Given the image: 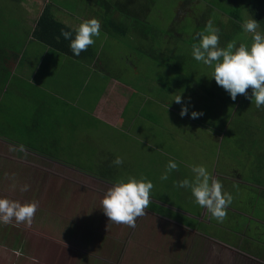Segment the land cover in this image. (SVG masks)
I'll list each match as a JSON object with an SVG mask.
<instances>
[{"label": "rangeland", "instance_id": "374dc122", "mask_svg": "<svg viewBox=\"0 0 264 264\" xmlns=\"http://www.w3.org/2000/svg\"><path fill=\"white\" fill-rule=\"evenodd\" d=\"M46 2L69 8L68 11L73 13L79 9L80 19L85 18V10L86 19L92 16V13H87L92 3L85 0H0L4 10L1 16L27 17L26 24L31 28ZM234 10L239 13V19L229 15ZM145 17L156 20L158 25H154V29L160 36L170 37L172 45L176 42L173 48L170 47L171 57H167L165 63L147 57L150 51L158 55L155 48L159 47V36L152 30H149L152 34L149 40H141V47L134 51L136 54L131 59L133 66L126 62L125 54L128 51L120 50V44L116 45V50L124 55L117 52L108 54L112 61L118 62L119 70L129 84L138 89L144 88V92L153 98L152 101L141 100L138 103L139 97L131 96L126 108L127 115L124 112L126 117H132L133 129L137 127L134 135L140 136L138 143L136 137H131L120 128L111 129L112 138L117 143H110L121 147L118 154L123 160L121 167L116 168L118 174H112L113 179L129 175L137 178L143 176L153 186V181L157 183L155 192L151 190L150 196L160 195L162 201L172 202V206L180 211L194 212L200 206L194 201L190 190L175 186L177 181L191 179L192 173L185 165L202 164L210 174L212 166L223 173L231 169L236 171L239 181L228 183L221 178L218 180L222 188L227 183L226 187H229L232 195L243 196L239 204L243 206L242 209L247 205L245 208H248L247 203L252 202L253 196L260 192L259 185H264V106L256 108L243 95L240 101L231 100L227 92L210 78L211 69L190 57L191 52L188 51L193 44H198L196 33L203 31L208 19H212L219 28V41L223 47L231 32H235L232 40L236 43L250 44L251 34L243 32L241 28V23L250 18L245 4L238 0H194L189 5L185 0H153L151 12ZM237 24L240 25L239 29ZM179 35H187L188 38H180ZM137 37L139 40L140 36ZM132 41L136 39L132 38ZM161 48L167 47L162 45ZM161 55V59L168 56ZM180 55H183L185 65L177 64L173 67L172 64L177 63ZM171 78L174 79L172 85L169 81ZM83 79L82 76L77 87L87 85L82 92L85 96H82V100L85 103L92 100L93 106L109 77L98 76L93 71L88 81ZM153 79L157 82L149 85ZM168 88H172L170 95ZM246 92L251 94L250 89H246ZM178 94L181 95V104L172 101ZM6 99L13 102V110H25V100L13 97L9 90ZM77 106L72 101L70 104L61 102V107L71 112L70 122L76 121L81 130L85 128L84 120L87 118ZM181 106L187 107L189 112L195 110L202 115L196 119L187 115L181 118L178 115ZM55 109L60 111L59 108ZM65 114V110L58 113L56 120L68 121L70 117ZM7 121L0 123V140L18 142L16 145L22 147L16 152L39 153L27 150L32 144L29 136L21 131L12 132L11 128L6 127ZM62 125L66 128L69 126L66 122ZM88 131L93 132L91 128ZM87 132L85 134L92 136V133ZM102 132L105 136L111 134L105 129ZM122 132L125 134L121 135ZM49 135L51 132L44 134L39 141L46 142L47 138H52ZM61 135L66 139L79 137L78 134ZM36 137L33 135V142ZM104 140L106 144L107 138ZM39 147L47 149L48 145L39 144ZM137 148L143 150L139 156ZM45 151L49 152V148ZM91 152L88 148L87 151L77 148L59 151V154L62 153L69 162L76 165L62 166L53 161L32 162L25 156H15L7 144L0 142V197L37 204L31 224L17 223L14 219L7 223L0 222V264H233L223 262L231 254L221 253L220 247L197 236L191 239L195 231L185 230L186 227L178 223L177 218V221L170 220L169 217L163 218L145 209V215L136 218L134 227L109 221L100 208V199L111 184L91 174ZM170 159L177 162L179 170L187 169L186 176L178 175V178L163 182L159 179L162 173L160 170L165 169L167 162L164 160ZM156 163L158 165L154 166ZM159 163L163 165L159 166ZM245 182L250 183L245 185ZM25 184L28 190L21 191ZM162 187L167 192H162ZM254 214L264 217V193L259 198ZM173 215L188 220L187 223L192 221L175 211ZM237 219L226 209L223 219L226 225L232 224V229L237 228ZM259 229L264 232V227ZM183 230L189 231L187 235ZM220 231L215 232L224 234ZM180 234L179 239L177 237ZM225 236L229 240H236L230 233H225ZM263 238L261 242L264 243ZM192 241L200 244L191 246ZM175 242L177 245L172 246ZM174 249L177 251L174 252ZM258 253L264 254L261 251Z\"/></svg>", "mask_w": 264, "mask_h": 264}, {"label": "crops", "instance_id": "0c3cea01", "mask_svg": "<svg viewBox=\"0 0 264 264\" xmlns=\"http://www.w3.org/2000/svg\"><path fill=\"white\" fill-rule=\"evenodd\" d=\"M93 6L95 5L92 4V8L87 11V13H92V16L87 17V19L96 18L100 22L101 30L102 18L98 12V8ZM68 10L61 8L60 14L57 13V17L63 23L74 27L82 20L86 19V10L84 11V19H80L79 9L74 13L73 11ZM116 16L118 15H114V17ZM179 36L180 38L184 39L188 38L187 35ZM247 36L250 37L249 35ZM196 37L199 38L197 33ZM132 38L136 39V41H132ZM232 38H235V32H231V34L226 37V40L228 42L235 41L232 40ZM94 39H98L94 42V44H92L93 48L96 50V56L92 61H90V59H86L84 61L66 56L43 44L40 45L39 42L29 37V40L23 46L21 53L10 72L11 74L8 86V90L13 95V97L20 100H25V110H20L19 112L13 110L11 106L13 102L10 99H6L8 92L4 95H1L0 123L9 120L7 121V128H11L12 132L17 133L21 131L22 133L27 134L29 136V142L32 143L30 145H36V147H39V144H45V146L48 145L49 152H45L43 154H24L23 152H16L21 148L16 145L18 142L4 139L0 140V142H3L5 145L7 144L8 148L14 151L15 156H25L28 161L33 162V160H41L44 162V160H47L55 162L56 165H72V167L76 166L75 163L69 162L66 156H64L62 153L59 154V151L65 152V149L71 150L73 148H77V150L84 149V151H87L88 148L90 151H92L90 155V157H92L91 174H93V176L96 178H100L101 180L104 179L108 181L109 184H112L114 181V175L112 176V174L117 175L118 172L116 168L121 167L122 164L116 166L112 163L114 158L119 156L118 150H120L121 147L118 145H112L110 143V141L117 143L116 140L112 138L113 133L111 129L120 128L121 131L131 135V137H136L138 143L141 138L139 135H134L137 127L135 126L133 129V125H131L132 117H126L124 112H126L128 103H130V100L132 99L131 96H138V103H141V100L144 102L152 101L153 98H151L147 92H144V88L138 89L134 85L129 84V81L123 78V75L121 74L118 67V62L112 61L111 56L108 55L109 52H114L115 54L116 52L121 53L120 51L118 52L116 50V48H118L116 45L120 44V50L123 49L128 51L127 54H125V60L131 65V59L133 58V55L136 54L134 51H136L140 41L143 39L140 38L138 40V37H134L132 32H129L124 36L122 35L121 37H114L113 35H108V32H104L103 29L101 35ZM218 42L219 47L223 48L221 41L218 40ZM162 45H165L167 48H161ZM173 45L171 43L170 37L167 35L163 37L159 35V47H156L155 49L157 50V53L159 50L163 52L166 50V52L163 54L168 55L169 58L171 57L172 51L170 47L173 48ZM190 50L188 51L191 52ZM189 56L191 57V55ZM173 57L175 56L173 55ZM182 59L183 55H180L177 63L172 64V66L175 67L177 64H182L184 66L185 63L182 61ZM131 66H133V64ZM168 69H170V67H168ZM93 71H95L98 76L101 77L108 75L109 79L108 81H105L100 95L97 97L94 105L92 106V100L88 101V103H85L82 100V96H84L82 92L87 87V85L83 84L77 87V83L80 81L82 76L84 77V81H88V77H92ZM169 81L171 85L174 83L173 78H171ZM155 82L157 81L153 79L149 82V85H155ZM168 93L169 95L172 93V88H168ZM240 97L241 95L238 94L235 101H240ZM70 101L76 103L78 105V110L80 112H84L82 115L87 118L84 120L85 128L81 130H79V125L76 121L70 122L72 119L71 112L66 111L67 109H63L61 107V102L64 104H70ZM49 104L52 106H47ZM55 108H59L60 111H56ZM63 110H65L67 113L65 115H68L70 119L68 121L64 119L56 120L58 113H63ZM126 118H128L127 121L125 120ZM65 122L69 125L68 128L62 125ZM89 128H91L93 132H89ZM103 129H105L108 133L110 132L111 134H106L105 136L102 132ZM50 132L51 135L49 136H52V138H47L46 142L39 141L44 134H48ZM86 132L92 133V136L85 134ZM123 132L121 135L125 134ZM61 134H78L79 137L66 139ZM157 134L158 131H156V138H158ZM33 135L38 136L35 138L34 142ZM104 138H107L106 144L104 143ZM156 138L153 139L155 140ZM152 148L153 146L149 149ZM29 149L32 150L28 147L27 150ZM47 149L45 148L41 150ZM137 151L139 156V153L143 150L137 148ZM167 161L168 160H164V162ZM157 165L158 163L154 164V166ZM160 165H163V163H159V166ZM185 166L190 170L188 164ZM187 169L179 170L178 167L176 170L171 171L168 175V179L163 182H168L178 178V175H182L183 177L186 176L185 173ZM98 170L99 173L97 172ZM161 171L163 172V170H160V172ZM210 175H214V178L216 179L221 178L223 181H228V183L239 181L236 171H232L231 169L226 171V173H223L218 172L217 167L212 166V173ZM153 183L154 186L152 192L154 193V188H156L157 183L154 181ZM249 183L250 182H245L244 184L248 185ZM226 184L222 188L225 190L222 191H227L230 193V190H228L229 187L227 188ZM259 186L260 192L253 196V201L247 203L249 204V207L245 208L248 205L244 206V209H242L243 206L239 204L241 203L239 200H241L243 196H234L232 193H230L232 196V203L227 207V211L238 218L236 222L237 228L234 229L231 228L232 224L226 225L224 221L217 222L215 219L211 218L207 210L201 206L194 212H183L180 211V209L173 207L171 204L172 202H168L167 200L162 201L160 198H158L160 195L157 196L155 194L149 197V202L156 203L159 207H167L169 210L172 209L175 211V213L182 214V216L184 215L186 218L192 219V221L187 223L188 220L181 221L182 219L179 217H169L170 220L175 219V221H177L178 219L177 222L183 225V227H186L185 230H190V232L195 231V235L192 234L193 237H191V239L194 240L196 236L198 238H203V240L209 241V244L212 243L216 245L217 248L220 247L222 250L221 253L231 254V257H225L223 262L233 264H264V254L258 253L259 251L264 253V243L261 242L264 232H262V229H258L259 225H261L262 228L264 227V217L254 215V207H256L255 204L259 201V198L264 193V185L260 184ZM161 190L162 192H167L165 187H162ZM156 196L157 199L155 198ZM146 210L157 216L163 218L167 217L166 215L159 213V208L155 207L154 209L149 208ZM195 223H201V225L198 226ZM176 225L178 226V224ZM219 229L221 230L220 232L224 234L215 232L219 231ZM184 232L185 235H187L186 232L189 231ZM225 233H230L232 237L234 236L236 238V240H229L226 238ZM178 236L179 237L177 238L180 239L181 234ZM199 244V242L192 241L190 245H194L195 247ZM176 245L177 242H175L174 245L172 244V246ZM173 251L176 252L177 250L174 249Z\"/></svg>", "mask_w": 264, "mask_h": 264}, {"label": "clouds", "instance_id": "9594fccd", "mask_svg": "<svg viewBox=\"0 0 264 264\" xmlns=\"http://www.w3.org/2000/svg\"><path fill=\"white\" fill-rule=\"evenodd\" d=\"M241 28L243 32L251 34V43L237 45L235 41H230L221 48L218 47L219 28L212 19H208L203 31L197 33L199 42L193 44L191 56L211 69L210 78L227 92L231 100L235 101L240 94L259 109L264 106V32L258 30V22L251 17L241 23ZM60 35L69 41L72 55L79 56L94 44L93 38L100 35V22L96 18L85 19L72 27L71 31L62 29ZM246 89L251 90L250 95ZM172 101L181 104V95L178 94ZM178 115L196 119L202 113L195 110L189 112L187 107L181 106ZM112 163L119 166L123 160L117 156ZM177 168L175 160H168L159 179L166 181L169 173ZM189 168L191 179L177 181L175 186L190 190L194 201L205 208L211 218L222 222L227 207L232 203L231 194L222 191L220 181L211 176L204 165L191 164ZM152 188V182L143 176L119 177L104 190L100 208L109 221L134 227L136 218L145 215ZM27 190L28 185H23L21 191ZM36 209V202L21 203L0 197V222L7 223L14 219L17 223L31 224Z\"/></svg>", "mask_w": 264, "mask_h": 264}, {"label": "trees", "instance_id": "16d2710c", "mask_svg": "<svg viewBox=\"0 0 264 264\" xmlns=\"http://www.w3.org/2000/svg\"><path fill=\"white\" fill-rule=\"evenodd\" d=\"M85 1L91 2L98 8V12L102 18L100 35L103 29L104 32H108V35L110 34L114 37H121L122 35L124 36L127 33L132 32L134 37L140 36L143 40H149V36H152V34H150L151 31L149 30L154 31L159 36V32L154 29V25H158L156 20L145 17L148 12H151L153 0H143V2L142 0ZM193 1L194 0H185V3L189 5ZM238 2L245 4L249 16L258 22L259 31L264 32V0H238ZM54 5L58 6L56 4ZM52 6L53 5L49 2L44 4L42 11L36 17L34 25L31 28L26 24L27 17L22 16V18H20L18 16H9V18H5L1 16L4 10L3 6H0V96L8 92L10 72L17 61L23 46L29 40V37L40 44L75 59L84 61L90 59V61H92L95 58L96 50L92 45L88 46L85 51H82L79 56L72 55L69 48V41L65 40L63 36L60 35L62 29L64 31H71L72 27L58 19L57 13L60 14L59 9L61 7L58 6L55 8V6ZM63 8L68 10L66 7ZM114 15L118 16L114 17ZM229 15L236 19H239L240 17L236 10L230 12ZM237 26L239 29L240 25L237 24ZM141 43L142 42L140 41L138 48L141 47ZM152 45L154 46V44ZM164 52H166V50H164ZM164 52L159 50L158 55L156 54L155 56L154 53L150 51L148 52L147 57L155 60V62L165 63L167 62L168 56L161 59V54ZM172 58L174 57L172 56ZM28 147L42 154L45 152L47 153V151L39 149L36 145H29ZM97 172L99 173V170ZM159 198L161 200V197ZM148 207L150 209H154L155 207L159 208V213L166 215L167 217L175 216L167 207H159L156 203L149 202ZM254 208L256 209V207ZM181 221L185 220L182 219ZM260 227L261 225L258 226V229Z\"/></svg>", "mask_w": 264, "mask_h": 264}]
</instances>
